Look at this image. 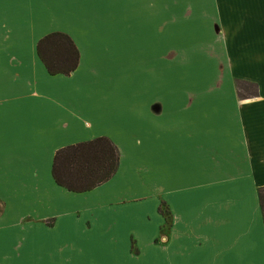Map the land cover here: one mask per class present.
<instances>
[{
  "label": "crops",
  "instance_id": "obj_1",
  "mask_svg": "<svg viewBox=\"0 0 264 264\" xmlns=\"http://www.w3.org/2000/svg\"><path fill=\"white\" fill-rule=\"evenodd\" d=\"M208 1L0 0V264H264V0H211L216 23L226 13L238 23L226 70L216 61L221 76L186 61L178 77L146 80L156 19L168 16H156V2ZM53 32L79 50L70 75H51L38 55ZM136 68L144 95L97 107L94 89L109 94L112 72L129 84ZM236 80L256 93L240 95ZM104 109L121 130L99 134ZM98 137L119 149L114 176L82 193L58 185L57 150Z\"/></svg>",
  "mask_w": 264,
  "mask_h": 264
},
{
  "label": "rangeland",
  "instance_id": "obj_2",
  "mask_svg": "<svg viewBox=\"0 0 264 264\" xmlns=\"http://www.w3.org/2000/svg\"><path fill=\"white\" fill-rule=\"evenodd\" d=\"M167 4L165 7H158V4ZM220 2H212L209 0L208 2H156V16L159 15V12L167 14L168 16L161 15L160 18L162 21H157L156 19V56L154 55V80L152 76H149L147 83L152 85L157 84L160 80H167L168 75L172 77H178L180 75V64L181 62L192 61L194 74L198 71L199 74H207L209 73V79H213L221 76L225 73L222 68H220V75L216 70L217 60L218 63L223 64L222 54L226 48L231 49L237 43L235 42L236 30L234 27H237V24L234 18L231 16L228 17V14H224V16L219 20L220 22L216 23L215 12L222 14V11L217 7ZM170 4V5H169ZM216 4V7L214 5ZM165 8V9H164ZM175 15V16H174ZM187 15V17L185 16ZM201 16L204 18L201 19ZM184 18L191 19L192 23L184 24L181 22ZM231 19H233L231 21ZM176 20V21H175ZM218 20V14H217ZM223 23L225 27L218 28L219 24ZM187 29V30H186ZM223 31V32H222ZM238 40V38H237ZM236 40V41H237ZM147 40H144L142 43L144 45ZM233 44V45H232ZM152 46V45H151ZM187 53V54H186ZM221 57H220V56ZM182 56V58H180ZM141 57V58H140ZM132 56L129 55V63L133 64L139 60V63H143L145 56ZM148 57V56H147ZM152 57V56H151ZM218 58V59H217ZM147 60V58H146ZM152 58L149 65L152 66ZM148 66L147 62L143 64V67L146 69H151ZM223 69L226 70V65L223 64ZM130 67V65L128 66ZM97 66H93V68L86 69L85 72L80 77L79 86L82 91L90 90V84L86 81H90L92 79H96L94 74ZM84 70V68L82 69ZM126 72V71H125ZM125 76L127 74L124 73ZM141 75L139 68L133 69L128 73L129 84H127V80L123 84H121V78L117 76V72H112L111 78L116 82V80L120 79L116 84H111L108 86L109 94H103L102 85L100 88H96L95 95L103 99L101 102L97 103V107H105L107 99L113 100V98H118L117 96L129 97L130 99L136 98L138 96L141 98L144 95L143 87L139 78L136 75ZM153 74V73H152ZM92 75V79H88V77ZM136 77H132V76ZM223 77V76H222ZM123 78V77H122ZM172 84H177L176 82H171ZM236 87L238 88V92L240 95H250L255 94L256 86H252L250 84L244 83V81L236 80ZM211 87L210 89H212ZM167 90V87H165ZM158 93V91H157ZM108 105V102H107ZM146 106L143 105V110L150 111L153 110L154 107H157L158 104H148L145 103ZM157 109V108H156ZM105 109L99 113L97 111L96 115L101 118V122L97 125V131L99 134L102 133H114L116 130H121V126L110 125L113 124V121H109L106 123V120H111L108 113H105ZM119 116H115L116 119H122V122H125V119L134 118L132 115L127 116L125 113H118ZM125 118H124V117ZM98 117L96 120H98ZM116 122H119L116 120ZM116 124V123H115ZM132 126V125H130ZM109 133V134H112ZM142 242V246H145ZM121 252V254L126 253L125 246H121V248H117Z\"/></svg>",
  "mask_w": 264,
  "mask_h": 264
},
{
  "label": "trees",
  "instance_id": "obj_3",
  "mask_svg": "<svg viewBox=\"0 0 264 264\" xmlns=\"http://www.w3.org/2000/svg\"><path fill=\"white\" fill-rule=\"evenodd\" d=\"M37 50L51 75H70L79 65V50L71 37L63 32L44 36ZM119 161L118 147L109 138L98 137L57 150L52 174L58 185L71 192L82 193L110 180L117 172ZM260 200L264 205V188L260 189ZM163 208L162 212L168 215Z\"/></svg>",
  "mask_w": 264,
  "mask_h": 264
},
{
  "label": "snow or ice",
  "instance_id": "obj_4",
  "mask_svg": "<svg viewBox=\"0 0 264 264\" xmlns=\"http://www.w3.org/2000/svg\"><path fill=\"white\" fill-rule=\"evenodd\" d=\"M101 147H103L102 145H101ZM61 156H63V154H60Z\"/></svg>",
  "mask_w": 264,
  "mask_h": 264
}]
</instances>
